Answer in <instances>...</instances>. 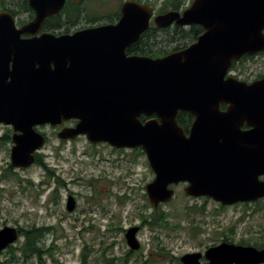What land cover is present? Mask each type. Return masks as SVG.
I'll use <instances>...</instances> for the list:
<instances>
[{
  "label": "water",
  "instance_id": "95a60500",
  "mask_svg": "<svg viewBox=\"0 0 264 264\" xmlns=\"http://www.w3.org/2000/svg\"><path fill=\"white\" fill-rule=\"evenodd\" d=\"M28 1L36 18L22 29L8 13L0 14V123L21 132L14 136L13 167L29 168L44 147L46 139L36 126L79 119L63 138L86 135L92 144L145 152L155 173L145 191L155 209L174 198L173 186L180 183H188L186 195L224 205L264 198V79L247 85L226 78L234 60L264 52V0H195L182 16H158L160 27L176 21L205 29L187 50L158 59L125 55L149 28V5L126 2L117 24L79 37L45 33L23 39L41 31L45 19L58 15L66 2ZM88 39L98 43L80 42ZM220 103L240 111L221 113ZM179 111L195 116L190 136L177 123ZM239 113L250 115V131L242 132V123L234 122ZM142 115L155 118L143 123ZM240 146L248 148L251 159L246 174L231 165L232 149ZM76 206L70 195L67 211ZM139 231L134 226L125 233L132 251L141 249ZM19 239L17 227L1 228L0 252ZM180 262L264 264V249L223 241L204 253H187Z\"/></svg>",
  "mask_w": 264,
  "mask_h": 264
},
{
  "label": "rangeland",
  "instance_id": "374dc122",
  "mask_svg": "<svg viewBox=\"0 0 264 264\" xmlns=\"http://www.w3.org/2000/svg\"><path fill=\"white\" fill-rule=\"evenodd\" d=\"M124 1L105 0L107 8L101 13L114 14ZM21 18L28 17L23 14ZM250 67L251 73L262 70L264 60ZM46 131L51 139L44 148L45 162L51 169L58 165L65 171L68 190L56 191L53 181L42 185L47 177L40 168L0 178V229L16 225L51 228L44 237L45 264H78L86 247L87 264H101L104 257L114 258L116 264L125 258L127 264H173L170 255L157 251L161 245L180 259L187 253H204L225 239L252 246L264 241V200L222 208L210 199L188 197L185 185H180L172 202L154 209L145 196L146 185L155 179L147 156L132 150L117 152L104 145L94 147L80 139L67 146L63 153L67 158L59 163L57 142L52 131ZM3 133L0 128V136ZM10 148V144L0 145V176L1 168L10 161ZM20 178L26 181L21 183ZM70 195L77 202L73 212L66 209ZM161 210L172 225L183 228L153 230L143 224L142 215ZM134 226H142L138 233L141 249L130 253L123 230ZM20 241L14 246H20ZM11 257L8 249L0 253V264H40L37 258L6 263Z\"/></svg>",
  "mask_w": 264,
  "mask_h": 264
},
{
  "label": "flooded vegetation",
  "instance_id": "af4514ba",
  "mask_svg": "<svg viewBox=\"0 0 264 264\" xmlns=\"http://www.w3.org/2000/svg\"><path fill=\"white\" fill-rule=\"evenodd\" d=\"M135 2L137 4L149 5L153 8V15L149 21V28L141 33L137 41L130 44L125 49L126 57H144V58H151V59H158L164 58L166 56H170L173 54H178L190 48L192 45L198 42L199 38L205 33V29L202 25L199 24H187V25H180L174 21L171 25L167 27H160L156 24V18L161 15H165L168 13H179L181 16L185 11L191 8L195 0H162V4L160 0H126L122 3L119 7L118 11H116L112 15L104 16L101 11L107 8V4L105 0H82L80 2H74L72 0H66L64 7L60 11V13L54 17H47L41 25V31L37 34H23L21 37L23 39L32 38L35 36H41L42 34H51L54 35L56 38H70V37H79L83 34L93 33L98 31V29H102L100 27L106 25H115L117 24L120 19L122 18V9L126 2ZM27 4L29 5L28 0H0V14L8 13L15 24V28L22 29L24 26L28 25L29 23L33 22L36 18V13L29 8H27ZM92 7L93 10L90 9ZM27 15V19L21 18V15ZM78 39V38H77ZM77 42V41H76ZM84 45L87 44H94L98 43L97 41H93V39L88 40H81ZM260 60H264V52L258 53L256 55H244L238 60H234L231 64V67L228 70L226 78H232L239 82L245 83L247 85L254 84L257 81H261L264 79V69L259 71H254L251 73L252 69L250 65L252 63L260 62ZM10 70H13V61L10 62L9 65ZM249 72V73H247ZM221 113H226L229 110L232 111H240V107L233 104H226L220 103L218 107ZM155 118L152 116L150 118L142 115L140 120L145 123L147 120ZM233 120L235 123H242L240 130L242 132L250 131L252 129L250 115L246 113H239L233 116ZM243 120V121H242ZM80 122L79 119H61L57 123V125L45 124V125H38L35 127V130L42 134L45 139L46 143L45 146L38 150L35 153V163L31 165L29 168H16L13 167L11 163V153L12 148L14 146V136L20 135V131H16L13 125H6L4 123H0V128L3 130V135L0 136V145L10 144V161L8 164L1 168L3 174L0 176L1 179L7 177V173H11L17 175V173H24L29 171L33 168H40L44 170L46 174V179L42 182V185H48V171L46 169H51L49 165L45 162L47 156L45 153L44 148L49 143L51 139L50 133L46 131V129H50L52 132V137L57 142L56 151L58 150L57 158L58 162L62 163L67 158V156H63V153L67 149V146L73 145L80 139H86L91 145L94 147L104 145L110 147L114 151H142V149H118L111 146L107 142L92 144L86 135H79L75 139L68 138L65 139L62 136L66 134V130L75 128L78 123ZM195 122V116L191 114L189 111H179L177 116V123L182 128L186 136H190V132L192 126ZM246 146L233 147L232 149V163L233 169L237 172L241 171L245 174L247 171H250L251 167V159L248 160L247 157V150ZM254 164V163H253ZM256 168V167H255ZM53 172L52 181H54V185L56 187V191H58V185L55 183L58 179L62 180V187L60 189L68 190L67 181L63 177L65 175V171L59 169L57 165L51 169ZM50 171V170H49ZM261 180H264V177H260ZM2 180V181H3ZM21 183L25 182L20 178L19 180ZM30 182V181H28ZM31 183V182H30ZM180 185H185V188L188 186V183H180L178 186H173L176 191V188ZM184 188V190H185ZM2 189L0 188V194ZM69 197V196H68ZM205 198L206 200L210 199V197H199ZM264 200L258 199L253 202H245V203H236L234 205H224L222 203L216 202L220 204L222 208L231 207V206H239V205H249V204H257L261 203ZM21 231L22 227L16 225ZM140 227V231L142 230V226ZM139 231V232H140ZM264 243V241H263ZM246 246H252L250 244ZM254 247L258 248L257 246L253 245ZM264 249V247L258 248Z\"/></svg>",
  "mask_w": 264,
  "mask_h": 264
},
{
  "label": "trees",
  "instance_id": "16d2710c",
  "mask_svg": "<svg viewBox=\"0 0 264 264\" xmlns=\"http://www.w3.org/2000/svg\"><path fill=\"white\" fill-rule=\"evenodd\" d=\"M28 10H30L28 4H27ZM142 155H145L143 151H139ZM50 170V171H49ZM48 171V182L49 184H52V176L53 172L51 169H46ZM8 176V175H7ZM54 183V181H53ZM55 183L58 185V190L62 187V180L58 179ZM146 196V194H145ZM168 215L165 214L164 211H155L152 215H142V222L143 224L149 225L150 228L154 229H165V230H174L177 227H182L181 224H178L176 226L172 225L168 219ZM183 228V227H182ZM51 228L49 227H36L32 226L29 229H21L20 231V237L22 240L20 241V246H10L8 248L10 255L12 256L9 261L10 262H20L22 261H28L32 258H37L40 261V264H45V262L42 261V254L45 252L46 244L44 243V237L48 234H50ZM126 232V230H123ZM227 241V239L223 240ZM240 244L242 245H248L249 243H246L242 241ZM258 248L264 247V243L261 242V244L258 242V244H255ZM87 251L88 248H84L81 260L78 264H87ZM160 253H166L167 255H170L172 257L171 261L173 264H182L180 262V259L178 257H175L170 254V251L163 245L158 248ZM132 253V251L130 252ZM54 261L58 262L57 259H54ZM59 263V262H58ZM101 264H116L114 258H103V261ZM117 264H127V258L124 260H121Z\"/></svg>",
  "mask_w": 264,
  "mask_h": 264
}]
</instances>
